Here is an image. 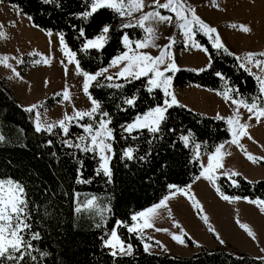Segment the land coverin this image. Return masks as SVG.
Returning a JSON list of instances; mask_svg holds the SVG:
<instances>
[{
    "label": "trees",
    "instance_id": "trees-1",
    "mask_svg": "<svg viewBox=\"0 0 264 264\" xmlns=\"http://www.w3.org/2000/svg\"><path fill=\"white\" fill-rule=\"evenodd\" d=\"M0 1L16 6L43 30L63 31L65 42L77 52L81 67L93 73L108 65L112 56L124 50L119 39L124 31L133 40L142 39L144 34L139 27L121 29L119 14L107 10V19L112 26L108 43L103 49L85 50L84 42L99 34L98 29L88 26V20L70 14L86 10L90 0H48L47 3L43 0ZM80 26H85L84 37L79 36L77 29ZM196 39L209 48L212 67L203 72L180 69L174 74V86L182 88L196 84L220 91L226 87H238L247 96L258 91L255 77L238 67L239 61L235 56L217 53L202 34L197 33ZM217 70L224 73V78L214 75ZM97 80L104 86L96 87V82H93L90 93L100 100L102 109L113 116L110 125L115 138L111 182L102 173L94 174L98 158L62 144L64 136L59 128L54 129L56 135L46 132L36 134L30 122L31 115L19 107L21 105L11 88L0 79V136L4 137V141L0 142V177L11 175L26 186L30 202L28 222L33 225L29 232H40V239L33 241L37 250L33 254L38 255L41 251L47 253L39 257L37 264H264V258L227 247L201 246L190 256L167 251H144L139 237L127 230L132 223L131 216L158 203L169 193V184L183 188L195 180L200 172L198 161L192 158L195 144L205 153H210L216 144L228 140L230 134L223 120L187 107L171 109V118L163 125L162 133L156 136L150 135L146 129L122 134L121 124L130 122L137 113H142L153 104L143 87L146 78L125 82L113 77L114 83L124 84L120 89L108 87L106 77L100 76ZM133 94L139 96L136 104L125 105L124 99ZM156 96L159 100L158 90ZM59 99V96L50 97L46 99L45 106L53 107ZM96 119H99L98 115ZM75 131L80 133L82 129L72 125L69 133ZM182 135L189 136L187 146L180 139ZM48 139L53 140L51 146L43 143ZM127 147L135 149L131 160L122 158V152ZM53 152L56 153L55 157L50 155ZM71 153H76V157L73 158ZM141 156L146 158L141 160ZM78 167H82L81 178H91L90 183L77 182ZM232 179L237 180L239 187L232 185L226 176H220L217 182L229 196L264 199L263 180L251 181L241 174ZM75 192L80 193L78 198L74 197ZM93 196L111 205L112 211H108L103 222L90 211H76L77 202ZM116 220L123 221L117 227V232L125 243L133 245L131 255L112 256L111 249L102 243L101 237H108L116 226ZM96 224L101 227L97 228ZM26 264H31L27 258Z\"/></svg>",
    "mask_w": 264,
    "mask_h": 264
},
{
    "label": "snow or ice",
    "instance_id": "snow-or-ice-1",
    "mask_svg": "<svg viewBox=\"0 0 264 264\" xmlns=\"http://www.w3.org/2000/svg\"><path fill=\"white\" fill-rule=\"evenodd\" d=\"M43 2H48V0H43ZM219 6V5H217ZM145 7L150 10L143 12L139 19L134 23L129 22L128 24H121L119 27L121 29L139 27L142 29L146 36L144 39H131L128 32L124 31L120 36V43L124 51L118 52V54L112 56L108 67H112L120 64L122 61L125 62L121 67L120 71L116 73L117 79H122L125 82L139 80L141 77L146 78V83L143 87L146 93L153 100L152 106L147 107L142 113H137L135 117L126 124H121L119 127L122 129L123 133L132 134L135 132H141L142 130H147L150 135L156 136L162 133L163 125L171 118L170 110L175 107H186L182 105L177 97L174 90V76L173 74L180 71V68L176 62L175 54L173 52V46L175 44V38L169 37L168 43L160 49L158 55H151L148 51H140L144 48H160V45L156 43L158 39V29L155 25H161L165 22L171 23L172 17L167 14H162L161 9L169 10L171 13L175 14L176 22L179 28L182 30L184 37L185 47L188 46L189 41L192 42V46L201 49L206 54L209 53V48L204 45L197 43L193 37L196 35V31L203 33L204 36L208 38L211 44V48L217 53L228 54L235 56L237 61H239L238 67L244 69L246 72L253 75L258 84V91L254 92L250 96H247L239 91L238 87H226L225 90L220 93L226 101H231L235 106L232 110V114L228 116H221L217 114L216 119L225 120L227 132L231 136V143L238 144L240 137L248 136L247 128L250 126L247 122H241V117L243 113L240 111L241 108L246 109L249 115L247 120L251 121L253 117L257 123L262 122L261 118L264 117V59H259V57H264V52H254L248 51L243 54V56H237L236 53L231 52L226 44L222 41L221 35L215 26L203 20L199 15H197L194 7L186 2V0H164L163 3L160 0H90L86 5V10L70 14L75 15L81 20H88V26H94L98 29L97 35L92 38H87L83 44V49H103L108 43L110 32L112 31V26L107 19V10H114L119 14L120 17L131 16L133 12H140ZM31 20V17H28ZM147 22V23H146ZM11 23H15L12 21ZM3 25L0 24V37H5L7 33L3 30ZM76 28V25H73ZM244 32L250 31V28L246 25L240 26ZM78 33L80 37L85 36V26L78 27ZM51 35V29L47 30ZM59 43L61 48L65 51V55L68 57L69 63L75 61V69L77 74H83V92L88 94L91 107L87 110L80 109L76 110L74 108L71 115L65 114L63 119L57 120L52 123L41 120V114L37 110V104H31L27 107L19 106L26 113H33L35 111V119L30 122L33 124V131L36 134L49 133L56 135L54 129L59 127L62 134L67 136L70 131V126L75 123L79 128L83 129V134L76 137L74 142L72 139H63L61 142L64 146L69 149L75 148L80 153L89 154L91 153L93 157L98 158V166L94 169L95 175H100L101 173L111 182L112 179V169L111 160L114 155L113 151V141H114V129L110 127L113 116L107 110L102 109V104L100 100L95 98L90 93V86L93 82H96V87L104 86L100 81L97 80L103 73L107 72V67H102L94 73L88 70H84L81 67L80 61L77 59V52L71 50L69 45L65 42V34L63 31L59 32ZM135 44V48H132V44ZM9 57L5 56L0 59V64L5 65L11 70L17 77L20 73L11 63L8 62ZM22 63V61H18ZM35 63H40V61H35ZM43 63L47 64L48 60L45 58ZM252 65L259 70V73L253 72ZM163 66V67H161ZM212 67V57L209 54L206 64L203 67L195 69L197 72H203L211 69ZM214 75L218 78H224V73L217 70ZM108 81L107 86L115 89H120L124 87L122 83H114L113 77L111 75L106 77ZM227 83V81H226ZM160 93V99L157 100L156 92ZM57 95H60L58 93ZM62 97L64 101L70 100V93L67 88L62 92ZM139 99L136 94L131 95L124 99L123 103L127 106H134ZM99 116L97 120L96 117ZM85 117L88 118V123H80ZM250 138V137H249ZM136 139V137H133ZM180 139L187 146L189 142V136L182 135ZM4 141V137L0 136V142ZM46 146H51L53 140L48 139L43 142ZM228 141H223L222 143L216 144L214 151L210 152L207 157V164H200V172L196 179L201 177L214 184L218 180L215 170L222 167L221 155L224 144ZM27 146V145H25ZM199 145H197V149ZM135 149L133 147H127L122 152V158H127L131 160L134 158ZM50 155L56 156L53 152ZM72 157H76V153H71ZM200 153L197 151L193 159H198ZM245 155L252 162L264 161V156L256 157L249 152H245ZM145 156L139 157V159H145ZM82 163V162H81ZM224 176H228L231 180L232 185L239 187L237 180L232 179V175H239V173H222ZM82 167L77 169V182L78 183H90L91 178L82 179ZM169 195H175L176 192H183L186 196L189 195V187L186 185L181 188L175 184H169ZM175 189V191H172ZM216 191L225 201L231 200H241L249 201L248 196H229L221 187L217 185ZM67 194V193H65ZM74 197L78 198L80 193H73ZM169 195L164 196L159 200L157 204H153L150 208L143 211L136 212L131 216L133 223L128 226V232L136 233L141 240L144 239L142 233L146 228L153 227L151 222L154 210L165 205V202L169 199ZM192 198V197H190ZM193 204L198 209L199 212H203V208L200 202L194 198ZM98 201L97 197H92L87 199L86 203L92 206L94 202ZM253 204H260V211L264 212V199L257 198L256 200H251ZM29 199L26 191L25 184L13 178L11 175L7 177H0V264H26V258L30 260L31 264H37L39 257H44L47 253L39 252L38 255L33 253L37 250L34 247L33 241L40 239L39 231H31L33 225L28 222L30 217L29 212ZM82 206L79 205L76 211L80 212ZM106 210L111 212V205L106 206ZM101 219H103V210L100 212ZM205 223H208L209 218L205 214L203 216ZM123 221L116 220V226L111 230L110 235L107 238L101 237L102 243L106 248L111 249L112 256L118 255H131L133 252V245L128 243L125 247V242L122 240L117 232V227H119ZM176 223V221H173ZM237 223L239 220L237 219ZM100 228V224L95 225ZM241 227L248 231V235L255 239V233L249 228L247 224H241ZM157 231H167V229H157ZM209 231L215 234L216 239L220 244H224L225 241L221 238L220 233L215 230L209 224ZM26 235L28 238H26ZM186 238L190 239L188 233L181 228L180 234L172 233V239L178 242L180 245L186 243ZM159 244V241H156ZM191 243L196 246H201L198 241L191 240ZM149 243H144V251L149 252ZM118 249V251H117Z\"/></svg>",
    "mask_w": 264,
    "mask_h": 264
},
{
    "label": "rangeland",
    "instance_id": "rangeland-1",
    "mask_svg": "<svg viewBox=\"0 0 264 264\" xmlns=\"http://www.w3.org/2000/svg\"><path fill=\"white\" fill-rule=\"evenodd\" d=\"M160 2L163 3L164 0H160ZM186 2L194 7L197 15L217 28L222 41L237 56H243L248 51L264 52V0H186ZM149 10L148 7H145L140 12H133L131 16H119L120 23L128 24L130 21L134 23L143 12ZM160 11L162 14L172 17L171 23L155 25L158 29L156 43L160 45V48L149 47L140 49V51L158 55L160 49L168 43V38L174 37L175 44L172 50L179 68L195 70L203 67L207 62L208 54L193 47L191 41L185 47L182 30L176 22L175 14L169 10L161 9ZM12 21L15 23H11ZM0 24L4 26L3 30L7 33L5 37H0V59L5 56L9 57L8 62L20 73V76L17 77L9 68L0 64V79H3L11 88L20 105L27 107L34 103L37 104L41 120L48 123L63 119L65 114L71 115L74 108L87 110L91 107L88 94L83 92V74L82 72L77 74L75 61L69 63L65 51L60 46L59 33L51 31L50 35L47 30L35 26L28 16L21 13L16 6L1 1ZM241 25L248 26L250 31L244 32ZM197 33L204 35L198 30ZM145 36L144 32L142 39ZM193 39L199 43L196 35ZM132 48H135L134 43ZM45 58L48 60L47 64L43 63ZM257 58L264 59L259 56ZM37 60L40 63H35ZM18 61H22V63H18ZM124 63L122 61L112 67H108L109 64L104 66L107 67V72L101 76L116 77V73L120 71ZM252 70L259 73L255 65H252ZM65 88L70 93L69 101H64L62 97ZM174 90L182 105L204 115L216 117L219 114L226 117L232 114L235 107L230 100L226 101L220 94L225 89L211 90L190 84L182 88L174 86ZM58 93L60 95H57ZM56 96L60 97L59 101L53 107L47 108L45 106L46 99ZM35 111L30 114L32 120L35 119ZM240 111L243 113L241 122H247L250 125L246 130L248 136L240 137L238 144L231 143V136L226 140L228 143L224 144L221 155L223 166L216 169L215 174L219 178L224 176L222 173L225 172L229 175L239 173L251 181H264V161L258 160L254 163L245 155L247 151L256 157L264 156V117L261 118L262 122L260 123H257L254 117L248 121L247 110L241 108ZM223 121L226 123L225 120ZM88 122L87 117L80 121V123ZM72 125L77 126L75 123ZM81 134H83V129L80 133L75 131L63 136L64 139H72L75 142L76 137ZM197 145L192 147L193 156L198 151L200 155L196 160L199 165L201 163L206 165L209 153H205L200 146L197 149ZM234 176L236 175H232V177ZM217 182L218 180L214 184L203 177L195 178L188 185L190 186L188 196L183 192H176L175 195L168 193L169 199L165 205L154 210V213L151 214V222L154 226L143 230L144 239L141 240L135 233L142 242L143 249L144 243L147 242L150 245L149 252L152 253L167 251L176 255L190 256L196 253L201 246L227 247L254 257L264 258V212L260 211L259 203L251 202L257 198L249 201L243 199L225 201L216 191ZM190 197L200 202L204 210L202 213L194 206L193 199ZM90 198L92 197L79 202V205L82 206L81 211H90L101 219L100 212L103 210V219H101L103 222L108 214L107 203L98 200L89 206L86 201ZM205 214L209 218L208 223L203 220ZM237 219L239 223H237ZM209 224L220 233L221 238L225 241L224 244H220L215 234L209 231ZM241 224L249 226L255 233V239L248 235V231L242 228ZM181 228L190 237V239L186 238L184 245H180L172 239V233L180 234ZM157 229H167V231H157ZM191 240L198 241L201 246H196L191 243ZM156 241L160 243L157 244ZM127 244L125 243V247Z\"/></svg>",
    "mask_w": 264,
    "mask_h": 264
}]
</instances>
